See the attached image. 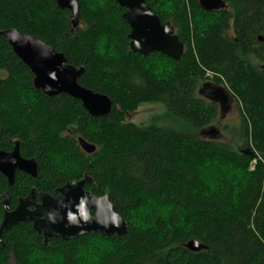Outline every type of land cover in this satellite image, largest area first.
<instances>
[{
    "label": "trees",
    "instance_id": "trees-1",
    "mask_svg": "<svg viewBox=\"0 0 264 264\" xmlns=\"http://www.w3.org/2000/svg\"><path fill=\"white\" fill-rule=\"evenodd\" d=\"M76 1L74 28L55 0H0V31L17 29L64 54L85 69L78 83L113 103L93 117L79 100L48 97L0 36V150L18 142L23 159L38 164L37 177L17 172L12 186L0 173V224L6 200L13 210L33 189L55 197L88 175L86 190L107 195L129 232L45 244L19 223L2 233L0 264H264V0H225L215 12L198 0H145L184 44L178 61L133 52L115 0ZM209 82L239 109L238 122L224 126L228 141L202 137L221 126L219 104L199 94ZM148 104L163 113L140 126L127 121ZM190 241L207 249L190 251Z\"/></svg>",
    "mask_w": 264,
    "mask_h": 264
},
{
    "label": "water",
    "instance_id": "water-1",
    "mask_svg": "<svg viewBox=\"0 0 264 264\" xmlns=\"http://www.w3.org/2000/svg\"><path fill=\"white\" fill-rule=\"evenodd\" d=\"M61 10L72 14V27L80 24L79 4L76 0H55ZM126 9L124 20L129 24L131 33V49L135 53L148 56L160 53L172 60L178 61L184 54V44L176 36L171 23L163 24L161 19L151 10L145 0H115ZM200 8L206 12L225 9V0H198ZM0 36L6 38L16 55L34 75L33 84L37 90L48 97L67 95L82 102L84 108L93 117L107 116L113 109L111 99L82 87L78 80L85 69L68 64L64 54L58 53L34 36L21 33L17 29L0 31ZM260 40H262L260 38ZM199 94L211 102L219 104L221 114L228 111L233 99L222 86L205 83ZM213 131L215 128H211ZM205 131L202 132V135ZM82 149L92 154L96 147L79 139ZM18 142L12 152L0 150V173L4 175L9 186L15 182L17 172H23L35 178L38 175V164L34 159H23ZM92 179L86 175L80 181L69 182L56 190L53 196L33 189L29 196L21 198L18 206L10 210L9 200L4 203V217L0 228L2 233L19 223H30L33 229L44 237L48 244L52 238L64 241L76 240L87 234H101L106 237H122L129 232V227L122 216L115 211V206L107 195L96 196L86 190L92 184ZM186 247L193 252L207 249V246L190 241Z\"/></svg>",
    "mask_w": 264,
    "mask_h": 264
},
{
    "label": "rangeland",
    "instance_id": "rangeland-1",
    "mask_svg": "<svg viewBox=\"0 0 264 264\" xmlns=\"http://www.w3.org/2000/svg\"><path fill=\"white\" fill-rule=\"evenodd\" d=\"M228 111H225V113H222L220 116L221 126L220 127H212L215 128L213 131L211 128H208L205 130L204 134L202 135L203 139L208 140H221V141H228L230 140V134L228 131L224 130V126H230L232 127L234 124H236L239 120V109L236 104V102H231L228 106ZM163 113V108L159 105H144L140 107L137 111L134 113L127 115V121L138 124L139 126L141 124L146 123L152 116L160 115ZM231 130V128H230ZM251 169H254L255 163L252 162ZM12 264V263H11Z\"/></svg>",
    "mask_w": 264,
    "mask_h": 264
},
{
    "label": "flooded vegetation",
    "instance_id": "flooded-vegetation-1",
    "mask_svg": "<svg viewBox=\"0 0 264 264\" xmlns=\"http://www.w3.org/2000/svg\"><path fill=\"white\" fill-rule=\"evenodd\" d=\"M15 145H16V144H15ZM15 145H14V146H15ZM14 148H15V147H14ZM13 150H14V149H13ZM11 152H12V151H11ZM18 203H19V202H18ZM17 206H18V205H17ZM14 209H16V208H14ZM14 209H13V210H14ZM10 210H12V209H10ZM13 210H12V211H13ZM32 226H33V225H32ZM41 236H42V234H41Z\"/></svg>",
    "mask_w": 264,
    "mask_h": 264
}]
</instances>
